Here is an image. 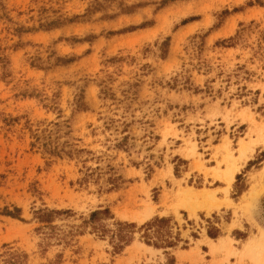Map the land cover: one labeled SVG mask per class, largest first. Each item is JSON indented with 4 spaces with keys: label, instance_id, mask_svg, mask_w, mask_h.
I'll return each instance as SVG.
<instances>
[{
    "label": "rangeland",
    "instance_id": "rangeland-1",
    "mask_svg": "<svg viewBox=\"0 0 264 264\" xmlns=\"http://www.w3.org/2000/svg\"><path fill=\"white\" fill-rule=\"evenodd\" d=\"M0 264H264V0H0Z\"/></svg>",
    "mask_w": 264,
    "mask_h": 264
},
{
    "label": "bare ground",
    "instance_id": "bare-ground-1",
    "mask_svg": "<svg viewBox=\"0 0 264 264\" xmlns=\"http://www.w3.org/2000/svg\"><path fill=\"white\" fill-rule=\"evenodd\" d=\"M237 171H238L237 168L236 169L230 168V171H229V174H228L227 179L228 180H233V178H234V176H235V174H236ZM190 198H191V195L183 194V199L181 200V203H187ZM252 258H254V257H252Z\"/></svg>",
    "mask_w": 264,
    "mask_h": 264
},
{
    "label": "trees",
    "instance_id": "trees-1",
    "mask_svg": "<svg viewBox=\"0 0 264 264\" xmlns=\"http://www.w3.org/2000/svg\"><path fill=\"white\" fill-rule=\"evenodd\" d=\"M95 214V213H94ZM93 214V215H94ZM166 220L165 219H157V222L160 224V223H163V222H165ZM155 222V221H154ZM153 222V223H154ZM153 223H151V224H153ZM128 225H131V224H128ZM133 225V224H132Z\"/></svg>",
    "mask_w": 264,
    "mask_h": 264
}]
</instances>
